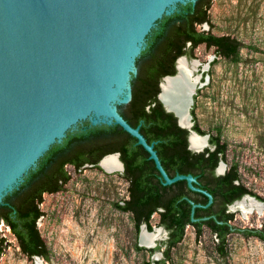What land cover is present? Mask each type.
I'll return each instance as SVG.
<instances>
[{"label":"trees","instance_id":"trees-1","mask_svg":"<svg viewBox=\"0 0 264 264\" xmlns=\"http://www.w3.org/2000/svg\"><path fill=\"white\" fill-rule=\"evenodd\" d=\"M213 0H196L178 4L176 10L164 15L146 37V47L136 58V73L131 77L132 96L128 103L118 105V111L140 132L148 143H154L161 164L170 177L191 174L196 177L194 186L187 180L165 184L154 159L138 139L119 124L92 125L89 120L80 122L68 130L61 142L54 143L36 166L25 175L23 182L0 201V222H4L16 237L24 254L29 258H49L48 247L38 227L44 215L41 204L45 193H56L70 181L71 175L65 163H73L75 170L85 166L97 167L101 158L109 153H120L124 171L117 172L127 183V198L117 202L116 207L132 215L136 231L147 225L153 231L152 217L159 214L158 225L167 230V238L155 248L137 245L138 250L151 254L161 251L163 258L156 264H167L171 252L183 241L186 227L192 225L197 236L207 226L217 237L216 249L226 257L228 236L237 232L245 237H257L264 242L261 228H238L231 222L234 213L229 205L246 194L264 202V198L247 188L241 181L237 164L228 165L222 175L215 174L220 161L226 160L227 143L221 135H210V147L196 152L189 148L190 131L178 124L173 112L167 111L158 98L160 81L166 75L177 72L176 61L181 56L194 57L201 44L213 48L216 57L231 61L240 60L244 43L230 35H217L211 30L210 9ZM208 24V30L198 29ZM196 98V97H195ZM193 129L201 135L206 132L196 123L194 108ZM196 205V206H195ZM9 246L0 231V258ZM144 264H151L145 261Z\"/></svg>","mask_w":264,"mask_h":264},{"label":"water","instance_id":"water-1","mask_svg":"<svg viewBox=\"0 0 264 264\" xmlns=\"http://www.w3.org/2000/svg\"><path fill=\"white\" fill-rule=\"evenodd\" d=\"M195 1L0 0V201L23 182L39 158L54 143L61 142L68 130L89 120L92 125L119 124L150 153L165 184L185 179L191 189L209 196L208 204L212 202L209 192L194 186L197 180L193 175L170 177L154 143H148L140 126L130 125L118 111V105L131 99V77L137 71L136 58L146 47L148 33L159 19L173 13L178 4ZM180 58L187 56L177 59L174 75L162 78L158 98L167 111L177 116L179 125L190 131V149L200 152L210 147V135H201L193 129L190 109L196 90L186 91L182 107L187 108L190 100L189 126L182 124L176 107L168 105L162 97L163 85L178 76ZM199 82L200 77L195 88ZM194 134L206 137L204 148L191 146ZM110 155L117 157L121 164L119 172H123L119 152L103 156L98 164L105 169L102 162ZM222 164L224 168L220 169ZM225 169L222 160L218 171L224 173ZM245 198L254 199L264 208V202L255 196L246 194L240 200ZM144 230L149 233L158 230L160 237L162 232L168 234L162 226L149 231L143 224L139 240L147 248H155L158 241L153 246L144 244ZM35 258L41 260L40 256Z\"/></svg>","mask_w":264,"mask_h":264},{"label":"rangeland","instance_id":"rangeland-1","mask_svg":"<svg viewBox=\"0 0 264 264\" xmlns=\"http://www.w3.org/2000/svg\"><path fill=\"white\" fill-rule=\"evenodd\" d=\"M210 18L213 33L230 35L244 46L237 62L216 57L214 49L204 44L194 57L185 59L193 75L200 77L190 111L194 108L196 123L207 135L219 134L227 143L226 167L237 164L241 181L264 198V0H213ZM198 29L208 30L209 25ZM68 169L70 181L61 191L45 193L41 204L44 215L38 227L49 258H29L1 221L0 231L9 246L0 264H156L163 258L161 251L137 249L144 245L132 215L116 207L128 196V183L119 171L92 166ZM229 210L235 215L234 226L264 230V208L258 203L244 199ZM158 222L155 213L154 229H159ZM166 238L162 232L158 244ZM217 241L207 226L197 236L189 225L167 264H264V242L257 237L231 233L226 257L217 251Z\"/></svg>","mask_w":264,"mask_h":264},{"label":"bare ground","instance_id":"bare-ground-1","mask_svg":"<svg viewBox=\"0 0 264 264\" xmlns=\"http://www.w3.org/2000/svg\"><path fill=\"white\" fill-rule=\"evenodd\" d=\"M122 62H123V64H126L125 59L124 60L122 59ZM195 65H196V63H194L193 67H195ZM178 70H179V73H178L177 78L168 79L167 83L163 85L164 92H163L162 97H163V100L168 105L176 107V109L178 110V114L181 118L182 124L189 126V125H191L190 114L188 111V108H189L188 104L189 105L191 104L190 100L187 103V108L183 109L182 107H184L183 105L185 103L186 91H190L191 93H194V90H196L195 85H196V82H198L199 76L193 75V68H191L187 65L185 58L179 59ZM109 79H110V77H109ZM111 79L114 80L115 78H111ZM173 82H177V85H176V83H173ZM31 129H33V126L31 127ZM30 131L27 134L32 132V131L31 132ZM29 138H31V137H29ZM206 145H207L206 137H201V136H198L196 134L191 136V146L193 148L202 149ZM102 166L108 172L121 170V164L115 155L107 156L103 160ZM242 200H244V199H242ZM242 200H240V201H242ZM249 200H252V203L256 202L252 198H249ZM240 201H238V202H240ZM256 203H258V202H256ZM157 231L149 233V232H146L144 230L143 234H142V242L146 245H149V246L155 245L157 243V241L161 238L159 233H157Z\"/></svg>","mask_w":264,"mask_h":264},{"label":"flooded vegetation","instance_id":"flooded-vegetation-1","mask_svg":"<svg viewBox=\"0 0 264 264\" xmlns=\"http://www.w3.org/2000/svg\"><path fill=\"white\" fill-rule=\"evenodd\" d=\"M176 63H177V62H176ZM176 69H177V68H176ZM161 80H162V79H161ZM160 82H161V81H160ZM165 109H166V108H165ZM190 112H191V111H190ZM175 116H176V115H175ZM176 117H177V116H176ZM177 120H178V118H177ZM178 124H179V123H178ZM180 126H181V125H180ZM188 137H189V136H188ZM189 148H190V147H189ZM48 150H49V149H48ZM191 150H192V149H191ZM69 166H71V167H73V168L75 167V165H74L73 163H69V162L65 163V165H64V167H65L66 170H69V169H68ZM222 166H223V167H222ZM223 168H224V165L222 164L221 167H220V169H223ZM226 170H227V167H226V169H225V172H226ZM225 172H224V173H225ZM224 173H220V172L218 171V166L215 168V174H216V175H222V174H224ZM239 200H240V199H239ZM232 204H233V203H232ZM229 207H230V205H229Z\"/></svg>","mask_w":264,"mask_h":264}]
</instances>
